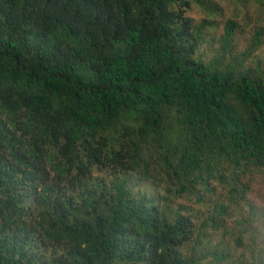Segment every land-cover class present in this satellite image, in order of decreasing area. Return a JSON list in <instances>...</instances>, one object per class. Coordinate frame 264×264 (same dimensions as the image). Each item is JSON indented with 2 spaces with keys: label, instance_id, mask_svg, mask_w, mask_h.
I'll return each instance as SVG.
<instances>
[{
  "label": "trees",
  "instance_id": "trees-1",
  "mask_svg": "<svg viewBox=\"0 0 264 264\" xmlns=\"http://www.w3.org/2000/svg\"><path fill=\"white\" fill-rule=\"evenodd\" d=\"M219 11L0 0V264H264V31Z\"/></svg>",
  "mask_w": 264,
  "mask_h": 264
},
{
  "label": "rangeland",
  "instance_id": "rangeland-1",
  "mask_svg": "<svg viewBox=\"0 0 264 264\" xmlns=\"http://www.w3.org/2000/svg\"><path fill=\"white\" fill-rule=\"evenodd\" d=\"M217 6L221 8V11L216 16V21L218 23V35L224 33V27L227 20L236 19L238 22V27L236 28V44H238V51H245L249 45L252 43L255 34L258 30L264 31V6L257 0H250L248 6H245V3L241 0H211ZM195 23H199L201 20L207 17L205 13L199 7H195L189 14ZM261 48L253 55H250L249 61L254 63L264 58V37L262 40ZM207 52L210 53L213 50V45L207 44ZM212 54H208V57H211ZM255 183L252 184L251 191L248 194V201L251 202L252 211L250 212V207H245L241 215L251 217L252 221H249L246 225H241L240 227L243 230L246 229H256L257 236L263 240H258L259 244L261 241H264V180L260 178L254 180ZM150 189V188H148ZM247 233V231H246ZM256 234V233H254ZM244 237L247 240L248 238L253 237V232L251 231L248 234H245ZM226 242L233 243L230 239H226ZM263 243V242H262ZM261 243V244H262ZM240 252V249L236 250V254ZM264 255V250H262ZM235 254V255H236ZM248 260L251 261L248 256ZM227 264H237L231 258Z\"/></svg>",
  "mask_w": 264,
  "mask_h": 264
}]
</instances>
